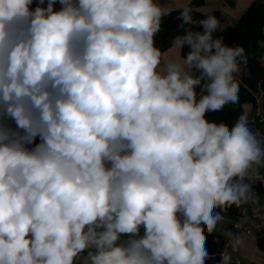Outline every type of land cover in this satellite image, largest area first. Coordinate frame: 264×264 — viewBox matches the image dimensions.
Wrapping results in <instances>:
<instances>
[{"label": "clouds", "instance_id": "9594fccd", "mask_svg": "<svg viewBox=\"0 0 264 264\" xmlns=\"http://www.w3.org/2000/svg\"><path fill=\"white\" fill-rule=\"evenodd\" d=\"M33 3L0 0V264H76L85 250L83 264H205L216 209L249 203L264 166L247 115L231 129L206 119L239 102L245 50L187 6ZM173 11L202 28L174 37L183 64L155 46Z\"/></svg>", "mask_w": 264, "mask_h": 264}, {"label": "trees", "instance_id": "16d2710c", "mask_svg": "<svg viewBox=\"0 0 264 264\" xmlns=\"http://www.w3.org/2000/svg\"><path fill=\"white\" fill-rule=\"evenodd\" d=\"M206 4V0H193L188 6L191 8V15L193 19L199 21L206 15H214L219 20L220 27L213 33L214 38L223 37L224 43L231 47H242L245 50L247 57L246 64H240L248 70V74L245 77V81L250 87H255L257 82L264 78V0H254L247 10L243 13L242 17L233 25L227 21L226 16L220 10H212L209 12H203L198 10V7H202ZM36 6V0L31 7ZM46 6V2H45ZM182 9V8H180ZM179 10V9H177ZM179 11H173L170 15L163 17L160 31L155 36V46L164 53L170 47H172L173 39L176 36L184 35L185 31L189 28L193 31H202L199 25H185L177 17ZM189 51L188 47L182 49V56H185ZM197 73L193 72V75ZM239 85V102L235 105H225L220 111H213L206 113V119L209 121H215L216 123L223 122L229 129L234 125L237 118L240 115H248L250 111L245 108L247 103L251 104L255 101L252 90L246 87L241 82H237ZM198 96L202 92L200 87L196 89ZM3 123L15 129L14 121L4 118ZM249 127V125H248ZM36 143H39L37 138ZM29 147H32L30 145ZM255 167V166H254ZM234 209L235 205H232L226 211L220 212L223 216L229 213L230 209ZM219 221L216 225V229L213 233L208 234L205 230L206 242L205 247L209 252L210 258L206 260L205 264H219L221 259V253L225 246L226 236L219 231ZM143 228H141V235L143 234ZM128 239L127 235L121 237L119 242H124ZM118 242V243H119ZM259 247L264 251V236L258 238ZM235 264V263H231ZM252 264H258L256 262Z\"/></svg>", "mask_w": 264, "mask_h": 264}, {"label": "built area", "instance_id": "2783aa9c", "mask_svg": "<svg viewBox=\"0 0 264 264\" xmlns=\"http://www.w3.org/2000/svg\"><path fill=\"white\" fill-rule=\"evenodd\" d=\"M247 74L248 70L240 66V71L234 74V79L250 88L254 94L255 101L247 115L248 125L257 139L264 143V78L260 79L255 87H250L245 81ZM246 182L251 184L250 202L239 208L235 206L223 215V219L229 220L228 232L238 236L246 234L260 238L264 236V166L255 167ZM231 247L230 238L227 237L222 253L231 255V263L244 264L241 258L230 252Z\"/></svg>", "mask_w": 264, "mask_h": 264}, {"label": "crops", "instance_id": "0c3cea01", "mask_svg": "<svg viewBox=\"0 0 264 264\" xmlns=\"http://www.w3.org/2000/svg\"><path fill=\"white\" fill-rule=\"evenodd\" d=\"M192 1L193 0H159L161 4H167L169 7H172L174 9H180L186 6L188 7ZM253 1L254 0H206V4L203 5L202 7H198V10H201L203 12H209L218 9L226 16L227 21L230 24L234 25L242 17L243 13L247 10V8L251 5ZM45 2H47V0H45ZM59 7L60 5L57 3L56 8L58 9ZM162 54L165 61H173L183 64L182 50L176 48L174 45ZM158 71H164L163 63L161 67L158 69ZM196 75H198V73ZM201 94H203V92H201L200 95ZM245 108L249 110L251 108V104L247 103L245 105ZM221 222H224L226 224V229L228 230V222L226 221H221ZM239 252H241L240 247H238L235 250L236 254L234 255L238 256L237 254ZM244 254L247 256V251H244ZM86 255H87V250H85L81 254V259H78L76 261V264H83L82 258Z\"/></svg>", "mask_w": 264, "mask_h": 264}, {"label": "rangeland", "instance_id": "374dc122", "mask_svg": "<svg viewBox=\"0 0 264 264\" xmlns=\"http://www.w3.org/2000/svg\"><path fill=\"white\" fill-rule=\"evenodd\" d=\"M221 221H226L229 224L228 219H222ZM219 231L223 233L226 238L228 237L226 235L228 230L226 229V224L224 222H221ZM240 237L242 238L243 243L238 246L241 248V252L237 254V257L241 258L244 261V264H252L253 262L264 264V251L259 247L258 238L245 234H241ZM244 251H247V256L244 254ZM230 252L236 254L232 247L230 248Z\"/></svg>", "mask_w": 264, "mask_h": 264}]
</instances>
